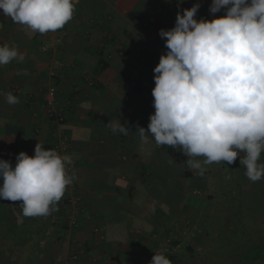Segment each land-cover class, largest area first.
Returning a JSON list of instances; mask_svg holds the SVG:
<instances>
[{"label": "crops", "instance_id": "1", "mask_svg": "<svg viewBox=\"0 0 264 264\" xmlns=\"http://www.w3.org/2000/svg\"><path fill=\"white\" fill-rule=\"evenodd\" d=\"M72 2L71 21L46 34L0 15V45L15 46L24 56L0 66V159L14 164L20 152L31 157L37 142L54 149L57 135L42 109L47 89L54 87L56 106L67 108L60 155L72 159L68 172L76 189H66L68 203L61 207L62 197L49 220L23 216L20 201L0 200V255H14L22 264H115L123 255L151 260L161 243L179 264L182 254L174 252L180 246L188 256L201 255L224 223L212 213L223 205L222 219L230 221L223 200L235 194V180L239 192L257 185L261 191L255 193L264 197V179L251 182L239 156L231 165H205L201 174L180 151L151 137L144 143L135 133L138 127L147 131L154 113L153 69L166 52L158 31L174 26L177 0ZM195 3L201 5L197 20L224 15L209 14L211 0H183L179 8ZM9 92L19 103H6ZM118 119L129 128L127 136L112 131ZM60 209L67 221L61 233ZM255 228L264 229V214Z\"/></svg>", "mask_w": 264, "mask_h": 264}, {"label": "clouds", "instance_id": "2", "mask_svg": "<svg viewBox=\"0 0 264 264\" xmlns=\"http://www.w3.org/2000/svg\"><path fill=\"white\" fill-rule=\"evenodd\" d=\"M171 29H160L166 52L153 69L151 90L154 113L147 131L138 127L142 142L151 137L158 146H171L189 157L190 169L202 174L205 165L227 162L239 156L251 182L264 179V0H211V20L195 18L201 5L180 9ZM72 0H0V15L46 34L63 28L74 13ZM2 27V25H0ZM23 54L15 46L0 45V66ZM6 103L15 105L11 92ZM114 133L127 136L129 128L119 119ZM37 142L34 154L15 156V163L0 159V200L20 201L25 217H41L55 211L67 186L72 159ZM243 153V156L241 155ZM149 264H171L154 254Z\"/></svg>", "mask_w": 264, "mask_h": 264}, {"label": "trees", "instance_id": "3", "mask_svg": "<svg viewBox=\"0 0 264 264\" xmlns=\"http://www.w3.org/2000/svg\"><path fill=\"white\" fill-rule=\"evenodd\" d=\"M65 122V121H64ZM54 150V149H53ZM231 185L233 183L229 182ZM241 183L240 182H236L235 180V194L234 195H227L226 198L228 200V203L233 206L235 204L237 205H243V204H250L252 205V210H247V209H242V210H238L235 211L236 216L233 217V215H231L230 213H232V209L231 211H228V215L230 216V219H237L239 221H237L236 226L238 227L237 232L233 231L232 235L234 234V236H237V238H239V240L243 241L240 243V249L236 250V252H238L239 254H236V259L238 260L236 261V263H240V264H264V229H258L255 228L257 226V222L258 220H262L263 217V208H260V204H264V197L262 195H259L255 192H257V190L259 189V186H251V191L248 192H239L241 188ZM232 185V186H233ZM231 188V186H230ZM264 190V189H263ZM261 191V190H260ZM64 198V202L61 204V207L65 204L68 203V198L66 196H63ZM230 197V199H229ZM236 197V198H235ZM250 203L248 202V198ZM226 200V201H227ZM82 207H87V204L85 202V200H83L82 202ZM248 213H250V215H248ZM95 214H99L98 212H95ZM98 217V216H96ZM46 219H51L52 218V213L45 216ZM246 219V220H245ZM248 219H251V221L249 222H244L247 221ZM104 220L108 223L111 222L108 217H104ZM230 220V221H231ZM56 227L58 229V231L61 232H65L67 230V221H66V214L63 210L60 209L59 213H58V221L56 223ZM45 231V230H44ZM231 234V232H230ZM60 238V237H59ZM58 238V239H59ZM236 240V239H235ZM189 252L191 251V249H187ZM167 258L170 259L171 264H179L180 263V258L177 255H172L171 253H166L164 254ZM258 256H261L258 257ZM14 255H0V259L4 260V261H9L10 264H22L19 263L18 261L13 259ZM114 262V261H113ZM146 262V260L144 261L142 255H135V257H129L127 255H123L121 258H118L115 262V264H144ZM260 262V263H259ZM23 264H30V260L29 262H24Z\"/></svg>", "mask_w": 264, "mask_h": 264}, {"label": "rangeland", "instance_id": "4", "mask_svg": "<svg viewBox=\"0 0 264 264\" xmlns=\"http://www.w3.org/2000/svg\"><path fill=\"white\" fill-rule=\"evenodd\" d=\"M229 199H230V197H229ZM225 200H227L226 197L223 201L227 204L228 210L232 209V213H230V214L233 215V217L236 216L235 211L242 210V209H247L250 211L253 208L252 205H250V204H246V205L245 204H243V205L242 204L241 205L235 204V205L231 206L229 204L230 202L228 203V200L227 201H225ZM248 202L250 203L249 198H248ZM223 208H224V206L221 205L219 207V209L217 208L218 211H214L212 213V218L214 220L216 217L217 221H224V223H223L222 227L219 226L218 228H216L217 233H216V236L214 237V240H212L210 242V244L207 246V249L204 250V252L201 255L199 254V256H195V255L188 256L187 253H185V250H186L185 246L183 248H181V246H180L179 251L177 249H175L174 253L182 254V255H179L180 257H182L181 264H240V263H236V261H238V260H235L237 258L236 254L237 255L239 254L238 252H236V250L242 248L239 245L243 241H241V240H239V238H237L238 235L237 236H234V234L232 235L233 231L237 232V230H238L236 223L239 220H238V218L237 219L232 218V220L230 219L231 221L226 223L225 220H227V219H225V220L222 219V215L224 212ZM260 208H263V204H260ZM248 215H250V213H248ZM249 221H251V219H248L247 221H244V222H249ZM211 227H212V225H211ZM230 232H231V234H230ZM165 247L166 246L164 245V243L160 244V248L158 249L159 254H160V251H163V249ZM149 261H150L149 259H146V264H149ZM0 264H10V263H9V261H4V260L0 259Z\"/></svg>", "mask_w": 264, "mask_h": 264}, {"label": "built area", "instance_id": "5", "mask_svg": "<svg viewBox=\"0 0 264 264\" xmlns=\"http://www.w3.org/2000/svg\"><path fill=\"white\" fill-rule=\"evenodd\" d=\"M139 54H141V52H139ZM56 66L58 67L60 66V64L56 63ZM49 76L50 77L55 76V71L49 72ZM88 85L92 86V82H89ZM55 96H56V89L54 87L48 88L46 92L45 103H43L42 109L44 111V114L46 115L47 120L50 122L52 131L54 132L55 135H57L58 142L54 145V150L57 151L58 154H60L62 151V140H63L60 127L66 119L67 111H65L66 106H61V107L56 106ZM66 189L70 193H74L76 191L75 187L72 184L67 186ZM73 199H74L73 203L75 205H78L79 202L78 197L74 196ZM79 209L80 208L76 206L75 210L78 211ZM160 253L163 255L169 253V248L168 247L166 249L164 248L163 251H160ZM74 258H76V256Z\"/></svg>", "mask_w": 264, "mask_h": 264}]
</instances>
